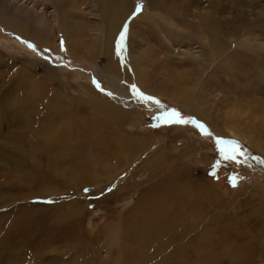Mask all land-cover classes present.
I'll list each match as a JSON object with an SVG mask.
<instances>
[{"label":"rangeland","instance_id":"obj_1","mask_svg":"<svg viewBox=\"0 0 264 264\" xmlns=\"http://www.w3.org/2000/svg\"><path fill=\"white\" fill-rule=\"evenodd\" d=\"M25 1L11 0L17 6ZM257 1L261 7L256 12L264 9V0ZM129 2V27H121L108 40L109 18L96 0H33L46 15L58 5L70 37L83 46L77 53L63 43L58 46L60 35L53 38L58 40L55 47L0 25V264H264V251L257 249L264 238V214L259 210L264 201V149L251 148L264 146V83L257 80L263 70L249 69L248 62L229 72L230 66L222 62L237 47L231 42L215 64L222 72L213 76V65L207 72L211 88L199 103V120L167 96L173 93L171 82L192 88L182 85L181 77L196 66L195 56L207 57L200 35L165 14L167 0H161L155 12L146 11L143 0ZM221 2L222 18L231 19L235 0ZM0 19L24 35L43 38L4 10ZM119 32L125 39L117 56ZM250 34L244 38L257 42L260 36L264 43L259 32ZM108 48L117 60L122 78L118 83L102 78ZM143 52L147 91L135 83L130 66L131 56L137 62ZM187 59L192 61L185 67L182 61ZM165 88L166 95L159 96ZM231 108L240 113L230 118L242 134L235 138L223 125ZM105 109L133 112L135 117L116 125ZM172 110L186 123L169 124L160 118ZM244 136H252L251 145ZM145 138L151 142L135 151L132 143ZM160 155L161 168L155 159ZM168 179L202 185V194L209 190V196L206 192L202 197L212 200H199L197 211L186 210L188 217L176 224L172 235L137 237L142 218L158 202L151 200L154 194H161L160 203L165 201L171 227V202L178 197H162ZM235 251L242 258H232Z\"/></svg>","mask_w":264,"mask_h":264},{"label":"bare ground","instance_id":"obj_2","mask_svg":"<svg viewBox=\"0 0 264 264\" xmlns=\"http://www.w3.org/2000/svg\"><path fill=\"white\" fill-rule=\"evenodd\" d=\"M18 1H22V0H18ZM129 1L130 0H96V3L97 4L99 3L101 6V10H102L103 15L106 14V15H108V18H109V28L110 29L112 28V29L111 30L109 29V31L107 33V39L108 40L111 39L112 35L114 33H116L117 30L120 31L121 27H124V26L129 27L128 21L130 20L129 17L131 16L130 14H132L131 12L133 11L132 10L133 4H132V2H129ZM143 1H144V3L146 2L145 3L146 4L145 5L146 11L149 9H151L152 12L158 11L159 3L161 0L160 1L159 0H143ZM167 1L169 3V6L167 5L165 7V14L167 16H170V17L171 16L176 17L178 19V22L182 23V25H184L187 29H189V31L191 33H196V34L200 35V38H198L200 40L199 42L202 44V48H204L203 50L205 51V53H207V57L205 56L202 59H200V58L197 59V58H195L196 56L194 58L192 57L193 60H195V62H196V64H195L196 66H194V68H192L190 70L185 71V76L181 77L182 80H184V81H182V85H185V82H186V84L191 85L192 88H189V90H185L182 88L181 85H176L173 82L170 83L173 93L167 97H170L173 100L172 102H174L175 104H180L182 106V108L187 110L193 116L197 117L199 120L203 119L202 118L203 113L201 111L202 107H200L199 103L204 98V96H203L204 91H206V89L209 90L211 88V85H210L211 81L209 80L210 76L207 72L210 69L211 65H213V67H211L212 69L210 70V73L213 76L218 75L220 72H222L221 70L223 67L221 68L220 64H219V66L215 65V64L216 63L218 64L219 59L221 57H223V55L225 53H227V51L229 50V48H228L229 44L231 42H236L237 47L234 50H232V52L230 51L231 53L227 57L225 56L226 59L224 61L221 60V62L223 61L222 64L227 65V67L229 65L230 66L229 72L230 71L233 72L232 69H234V68L240 69V66H242L243 64L247 65L249 62V69L253 70V68L256 66L257 69L263 70L261 76H259L257 80H259V83H264V43L261 42L260 36L256 37L258 39L257 42H256V40H255V42H252L249 39L244 38L245 35H248V34L251 35L250 32H252V31L259 32L260 34H262L264 36V9H259L257 12L255 11L256 8L261 7V6H259L260 5L259 3L261 1L250 0L247 2V0L246 1L235 0V8L233 11H231L232 12V14H231L232 18L231 19H227V17L225 18L224 16H223L224 18H222L223 14H222V2H221V0H167ZM25 2H28V3L23 5V6H17V5H14V3L11 2V0H0V10L1 11L4 10L5 14L8 17L15 18L16 20L21 21L26 27L30 28L31 31L35 32L36 34L42 35L43 36L42 39H39L36 35H34V34L32 35L28 32L26 33V35H24L22 33V30H19L17 27L10 28L7 24L2 22V20H1L2 18L0 19V25L4 28L7 27L9 30H13V31L15 30V32L19 33L20 35H23L24 37L26 36L28 39L37 38L41 43L50 44L52 46L54 45L55 47L57 44L56 42L58 40L56 41L54 39V41H53V38L55 37V35H60L59 36L60 37V39H59L60 43L58 44V46H60L61 43H63V44H65V49L67 51H70V52L74 51L75 53H77V51L79 49L83 48L82 44H80V43L76 44V42H78V41H75L73 38H71L73 36V34H71V30L65 26V24H66V21L64 20L65 14H63L61 17H59V15L57 13V6L58 5H56V3H55V5H53L54 10L52 11V14L46 15L45 12H42L40 9L34 7L33 0H26ZM42 2L47 4L48 2H50V0H42ZM30 3H33V4L30 6ZM194 5H196V6L194 8H192ZM246 6L249 7V9L246 11H249L250 16L247 14L248 12L245 13L244 8H247ZM144 14H145V12H143V14L140 15V17H138V18L143 17ZM246 14L250 17V19L246 18V16H247ZM128 18H129V20H128ZM99 20H102V19H99ZM94 23H96V22H94ZM97 23H99V22L97 21ZM110 25H111V27H110ZM147 26L149 27V24H147ZM85 29H86V27H84V31H85ZM113 29H116V30L113 32L112 31ZM111 31H112V33H111ZM119 33L117 34V36L119 35ZM51 34H52V39H51L52 43L49 40V37H51ZM150 34H153V32L152 33L150 32ZM152 36H154V35H152ZM242 37L244 39H242ZM222 42H223V44H224V42H227V45H225V46L221 45ZM144 54L145 53L143 52V54H141V56L139 55L140 57L138 58L137 62H134V60L131 56L132 61L130 62V66H131L132 78L135 81V83L137 85L143 87L147 91L148 87L145 86V84L148 83L149 73H147V71H146L147 68L145 69L142 66V59L144 58L142 55H144ZM238 54H239V56L240 55L242 56V60H235ZM105 59H106V64H105L106 75H103V72H102V78L106 77L107 80H109L111 82L118 83L119 81L122 80V78L120 76L119 69H118V66L116 64L117 60L115 59V55L113 54V51L110 48H108L107 51L105 52ZM144 61H145V59H143V62ZM191 61L192 60L187 59V60H183L182 62H183V65L185 67H188L186 65H188ZM205 72H206V74H205ZM124 75H123V77H124ZM202 79H203V82H202ZM124 80H126V79H124ZM204 80H205V82H204ZM220 80L223 81V84H225V85L229 84V82H226L222 79H220ZM146 87H147V89H146ZM229 89H230V87H229ZM150 92H152V91H149V93ZM166 92H167L166 88H165V90L161 89L159 96H165ZM205 110H206V108H205ZM102 111H104V110H102ZM106 111H108V110H106ZM132 113L133 112H124V111L116 110V112H114V113H110L108 111V116H109L110 120H112L116 123V125H122L127 120L134 119L133 117H135V114H132ZM239 114L240 113H239L237 108L236 109L231 108V109H229V112H226L224 114V116H226V117L223 118L225 120L223 125L226 129V133H228L229 136L234 137V138H235V135L239 136L242 134H241V131L239 129V126H235L234 122L230 121V118L235 119V117H238ZM260 129H262L261 130L262 132L261 131L260 132H261V134H263V136L261 138H264V123H263L262 128H260ZM244 137L247 138V142L249 143V145H251L252 143H250V141L252 139H250V137H252V136H250V137L244 136ZM149 141L151 142V140H149ZM149 141H147L146 138L140 139L138 142L132 143L134 146L133 148L135 149V151H138L139 149L143 148L145 146V144ZM150 144H152V143H150ZM260 146H258V144H256L255 146L252 145L251 148L255 149L256 151H260L261 149H264V146H262V147H260ZM116 147H118V146L116 145L115 148ZM162 158H163V156H161V155H160V157L158 156V158L157 157L155 158L157 161L160 160L159 164H158L159 168H161V166H164V161L162 160ZM130 159L131 158H129L127 161L128 165L132 162V161H130ZM91 177L92 176L89 177L90 178L89 180L94 181V182H98L99 178H96V176L93 178H91ZM170 178H171V176H170ZM169 179L166 182H169L170 181ZM94 182H92V183L94 184ZM164 186L165 187L162 189V190H164L163 191L164 193H162V192L161 193H162V195L164 194L165 196H162V197H171L172 198V197H175V195H177L176 197H178V199L176 201L173 200L171 202V207L174 208V210H173L174 211V214H173L174 217H173V220H171L172 222L170 221L171 227L169 226V220H168V217L169 216L171 217V214L168 212L169 210L165 209L166 206L164 207L165 201L161 200V202H164V203H160L159 197L161 198V196H160L161 194L160 193L156 194V195L154 194L153 196H150L151 198L153 197L151 200L153 202L158 200V202H157V204H155L156 207L154 208V210H152L151 213H147L142 218L141 226L143 228H141L142 231L136 232L137 237L143 236L146 240H151V239H154L155 237H159V236L163 237V235L165 236L166 234L172 235V232L174 231V227L175 226L177 227L176 224H179L183 217H188L189 213L187 211L190 212L191 208H194V210L197 211V209L200 208V204H202V202L201 203H199V202L201 200L204 201L205 198H210V197H208L209 196L208 195V193H209L208 189H207L208 191H206L208 196L206 195V197H202V195L206 194V192L204 194H202L203 190L206 189V188L204 189V186H202V185L201 186H199V185L193 186L192 184H190V185H188L187 183L183 184L182 182H178V181L174 182V179H173L169 183H167V185H164ZM173 192H174V194H173ZM175 192H176V194H175ZM156 197H158V199ZM145 198H146V196H145ZM213 198H216V197H213ZM215 200L216 199H214V201ZM208 203H209V201H208ZM259 210L262 212V214H264V201L260 202ZM196 217H197V215H196ZM165 218H166V221H165ZM263 219H264V216H263ZM261 222H263V224H261V225H264V220L261 221V219H260V223ZM257 249L259 252L264 251V238H261V240L259 241V245L257 246ZM237 251H235L234 254H232L233 252L231 250L232 253L230 252L229 254H232V255H230V256L232 258H233V256H234V258H239V259L242 258L243 254H242V256H240L238 254L239 252H237ZM246 251H248V250H246ZM249 253H251V252H249ZM252 258H253V256H252ZM183 262H185V261L183 260ZM239 264H241V263L239 262Z\"/></svg>","mask_w":264,"mask_h":264},{"label":"snow or ice","instance_id":"obj_3","mask_svg":"<svg viewBox=\"0 0 264 264\" xmlns=\"http://www.w3.org/2000/svg\"><path fill=\"white\" fill-rule=\"evenodd\" d=\"M137 7L139 8L140 5H137ZM124 39H125V35H124V32H121L120 33V36H119V40L117 42V45H116V54L117 56H120L121 55V52H122V49H123V42H124ZM31 47V46H30ZM94 83H96L94 81ZM96 87L99 88V84L97 83L96 84ZM133 90L135 91V86H133ZM107 95L111 96V93H106ZM155 103L157 104V106L159 107V101H155ZM161 119L165 120L166 123H177V124H183V123H186V121H184L182 119V117L180 116V114L175 111V110H172L170 112H166L162 117H160ZM199 127L201 128V130H203V125H199ZM221 143H223L221 141ZM223 149H221V152L223 153ZM228 159H235V156H231L229 155L227 157ZM261 163H264V161H261ZM233 186H235V179H234V182H233Z\"/></svg>","mask_w":264,"mask_h":264}]
</instances>
